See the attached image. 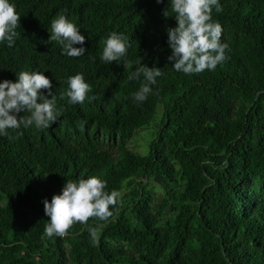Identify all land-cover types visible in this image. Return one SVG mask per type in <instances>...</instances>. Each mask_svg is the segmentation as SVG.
Listing matches in <instances>:
<instances>
[{"label": "trees", "instance_id": "obj_1", "mask_svg": "<svg viewBox=\"0 0 264 264\" xmlns=\"http://www.w3.org/2000/svg\"><path fill=\"white\" fill-rule=\"evenodd\" d=\"M12 2L20 37L0 44V80L44 72L63 114L48 129L0 136V264H264V0H220L212 17L228 59L192 75L167 61L168 0ZM61 14L85 35L84 56L49 41ZM113 32L128 37L129 60L164 73L143 103L132 98L141 80H128L135 65L100 60ZM77 73L95 99L68 101ZM159 115L146 153L128 149ZM91 176L121 194L113 215L46 237L43 201Z\"/></svg>", "mask_w": 264, "mask_h": 264}, {"label": "clouds", "instance_id": "obj_2", "mask_svg": "<svg viewBox=\"0 0 264 264\" xmlns=\"http://www.w3.org/2000/svg\"><path fill=\"white\" fill-rule=\"evenodd\" d=\"M163 3V0H156ZM222 10L220 0H168L162 10L165 18L172 17L175 27L167 29V44L171 54L167 61L173 69L186 75L198 74L205 70L214 71L228 56L230 46L222 42V26L213 21L212 11ZM20 15L12 0H0V44L11 48L20 37ZM85 35L67 16L61 14L51 21L49 41L56 42L62 55L70 58L84 56L88 51L84 47ZM75 45H80L76 47ZM131 47L128 37L113 32L104 41L100 60L111 65H123L135 68L128 74V80H141L139 89L133 94L136 103L145 102L153 94L157 78L164 73L161 68L148 67L142 64L143 56L136 60L128 59ZM95 60V57H89ZM67 90L64 95L72 104H83L92 91L83 73H77L66 80ZM53 85L44 72L20 71L15 73V81L0 80V136H6L9 129L20 130L35 126L36 129H48L62 116L52 94ZM41 90H47V98ZM63 98V96L61 97ZM23 113L21 116L20 114ZM27 114V115H25ZM107 182L98 176L86 179L67 181L60 193L53 195L51 201H43L44 214L48 217L44 234L48 238L64 236L75 224H87L89 218L96 217L101 221L108 220L113 212L110 210L118 203V191H106ZM94 235L95 229H89Z\"/></svg>", "mask_w": 264, "mask_h": 264}, {"label": "rangeland", "instance_id": "obj_3", "mask_svg": "<svg viewBox=\"0 0 264 264\" xmlns=\"http://www.w3.org/2000/svg\"><path fill=\"white\" fill-rule=\"evenodd\" d=\"M159 113H161V110H159ZM158 119H160V115L157 117V124L155 123L154 126L151 129H141L137 131L133 137L127 142V148L140 153V154H145L146 153V147L153 136V131L158 125ZM160 192L155 191L154 198L157 199L160 197Z\"/></svg>", "mask_w": 264, "mask_h": 264}]
</instances>
